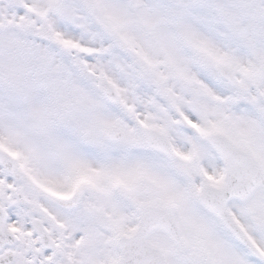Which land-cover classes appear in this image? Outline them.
Listing matches in <instances>:
<instances>
[{"label":"snow or ice","instance_id":"1","mask_svg":"<svg viewBox=\"0 0 264 264\" xmlns=\"http://www.w3.org/2000/svg\"><path fill=\"white\" fill-rule=\"evenodd\" d=\"M0 264H264V0H0Z\"/></svg>","mask_w":264,"mask_h":264}]
</instances>
